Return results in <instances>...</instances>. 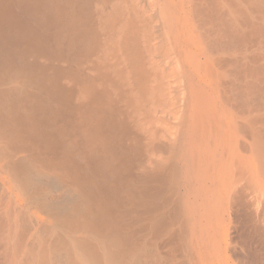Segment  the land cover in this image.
<instances>
[{"label": "bare ground", "instance_id": "1", "mask_svg": "<svg viewBox=\"0 0 264 264\" xmlns=\"http://www.w3.org/2000/svg\"><path fill=\"white\" fill-rule=\"evenodd\" d=\"M138 3L0 0V264H264V0Z\"/></svg>", "mask_w": 264, "mask_h": 264}, {"label": "rangeland", "instance_id": "2", "mask_svg": "<svg viewBox=\"0 0 264 264\" xmlns=\"http://www.w3.org/2000/svg\"><path fill=\"white\" fill-rule=\"evenodd\" d=\"M137 1V4H139L138 2H139V0H135V2ZM140 2H142V0H140ZM136 4V3H135ZM134 15H135V13H134ZM137 15V14H136Z\"/></svg>", "mask_w": 264, "mask_h": 264}]
</instances>
